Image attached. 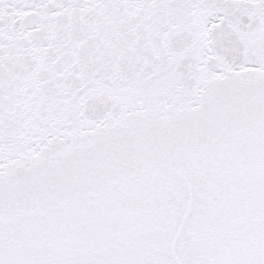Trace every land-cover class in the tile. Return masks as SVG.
<instances>
[{
  "label": "snow or ice",
  "instance_id": "6c2138e0",
  "mask_svg": "<svg viewBox=\"0 0 264 264\" xmlns=\"http://www.w3.org/2000/svg\"><path fill=\"white\" fill-rule=\"evenodd\" d=\"M0 264H264V0H0Z\"/></svg>",
  "mask_w": 264,
  "mask_h": 264
}]
</instances>
